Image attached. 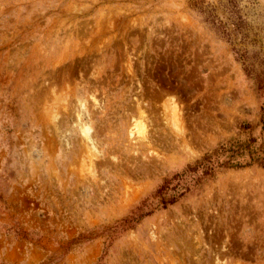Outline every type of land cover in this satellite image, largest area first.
<instances>
[{"label":"rangeland","instance_id":"rangeland-1","mask_svg":"<svg viewBox=\"0 0 264 264\" xmlns=\"http://www.w3.org/2000/svg\"><path fill=\"white\" fill-rule=\"evenodd\" d=\"M263 122L264 0H0V264H264V167L189 171Z\"/></svg>","mask_w":264,"mask_h":264},{"label":"trees","instance_id":"trees-1","mask_svg":"<svg viewBox=\"0 0 264 264\" xmlns=\"http://www.w3.org/2000/svg\"><path fill=\"white\" fill-rule=\"evenodd\" d=\"M264 125V122H263ZM247 150V152L250 154L249 155V162L246 163V166H250L252 164H257L259 166L264 167V159H262L260 156H254L250 151V147L248 144H230L228 146H224L221 145L219 147L218 150H216L214 152V154L212 156H204L202 158V160L194 167V168H190L189 171L195 172L196 170H201L203 172V174L206 176H212V166L217 163V158L219 156H224L225 158L228 159V161L226 162V165L229 168H236L239 167V163L238 162H234L235 158L239 155H243ZM209 174V175H208ZM168 184V183H167ZM168 186H166L165 184L163 186H161L160 190H164L166 189ZM175 202V200H172L169 204H173ZM143 209L141 207H138L136 209V213L131 215L130 218L127 220L128 224L131 225L134 222L140 220L141 217H143Z\"/></svg>","mask_w":264,"mask_h":264},{"label":"bare ground","instance_id":"bare-ground-1","mask_svg":"<svg viewBox=\"0 0 264 264\" xmlns=\"http://www.w3.org/2000/svg\"><path fill=\"white\" fill-rule=\"evenodd\" d=\"M137 108H138V107H137ZM139 111H140V110H139ZM140 122H141V121H140ZM141 123H142V122H141ZM81 129H83V131H84V132H83V135L86 134V136H87L86 139L89 140L90 136L87 135V134H89V133H88L89 129H88V128H81ZM141 130L144 131L145 128L142 127ZM142 131H141V132H142ZM139 135H140V134H139ZM88 136H89V138H88ZM142 136H143V135H142ZM145 136H146V135H145V132H144V138H145ZM84 137H85V136H84ZM136 138H137V137H136ZM142 138H143V137H142ZM144 138H143V139H144ZM146 139H147V137H146ZM89 141H90V140H89ZM92 148H93V147H92ZM95 148H96V147H95ZM93 149H94V148H93Z\"/></svg>","mask_w":264,"mask_h":264}]
</instances>
